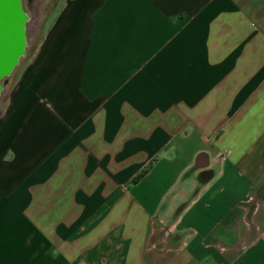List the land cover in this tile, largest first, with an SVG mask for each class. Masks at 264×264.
Wrapping results in <instances>:
<instances>
[{
    "label": "crops",
    "instance_id": "crops-1",
    "mask_svg": "<svg viewBox=\"0 0 264 264\" xmlns=\"http://www.w3.org/2000/svg\"><path fill=\"white\" fill-rule=\"evenodd\" d=\"M0 108V264H264V0H64Z\"/></svg>",
    "mask_w": 264,
    "mask_h": 264
},
{
    "label": "water",
    "instance_id": "water-1",
    "mask_svg": "<svg viewBox=\"0 0 264 264\" xmlns=\"http://www.w3.org/2000/svg\"><path fill=\"white\" fill-rule=\"evenodd\" d=\"M30 19L22 0H0V98L9 77L27 54L26 28Z\"/></svg>",
    "mask_w": 264,
    "mask_h": 264
},
{
    "label": "rangeland",
    "instance_id": "rangeland-1",
    "mask_svg": "<svg viewBox=\"0 0 264 264\" xmlns=\"http://www.w3.org/2000/svg\"><path fill=\"white\" fill-rule=\"evenodd\" d=\"M64 0H22L24 9L30 14L31 19L27 24V54L20 60L19 65L14 69L9 77V83L6 90L0 98V107L6 102L8 92L18 77V74L26 63L32 58L37 47L46 31L57 8H59ZM1 110V108H0Z\"/></svg>",
    "mask_w": 264,
    "mask_h": 264
},
{
    "label": "trees",
    "instance_id": "trees-1",
    "mask_svg": "<svg viewBox=\"0 0 264 264\" xmlns=\"http://www.w3.org/2000/svg\"><path fill=\"white\" fill-rule=\"evenodd\" d=\"M143 173H144V172H142V173L139 175V177H141Z\"/></svg>",
    "mask_w": 264,
    "mask_h": 264
}]
</instances>
